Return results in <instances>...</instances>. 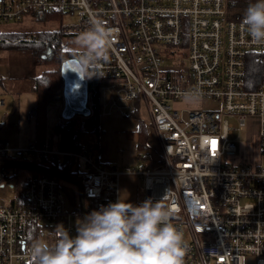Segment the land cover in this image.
Masks as SVG:
<instances>
[{"label":"built area","instance_id":"obj_1","mask_svg":"<svg viewBox=\"0 0 264 264\" xmlns=\"http://www.w3.org/2000/svg\"><path fill=\"white\" fill-rule=\"evenodd\" d=\"M244 12L226 0H0V22L75 14L60 31L78 34L103 19L116 39L93 76L101 81L100 116L144 108L158 153L156 163L119 167L85 144L64 152L48 139L16 146L0 138V157H75L80 196L97 210L119 198L121 176L134 175L145 199L163 198L175 213L188 245L185 264H264V44L245 30ZM0 40L48 42L28 31ZM193 89L212 105L174 106ZM250 119L257 132L247 150L238 149L230 136ZM23 195L24 204L12 205L14 179L0 184V264L28 263L35 236L72 235V214L81 212L80 200L70 207L51 174L28 178Z\"/></svg>","mask_w":264,"mask_h":264},{"label":"clouds","instance_id":"obj_2","mask_svg":"<svg viewBox=\"0 0 264 264\" xmlns=\"http://www.w3.org/2000/svg\"><path fill=\"white\" fill-rule=\"evenodd\" d=\"M243 25L252 40L264 44V0L247 5ZM115 39L116 33L101 18H93L77 34L71 60L84 78L100 75ZM200 96L193 89L185 100L196 103ZM162 201L147 198L134 205L121 195L79 220L75 236L65 229L55 241L46 234L35 238L30 260L32 264H185L184 232L173 222L169 204Z\"/></svg>","mask_w":264,"mask_h":264},{"label":"trees","instance_id":"obj_3","mask_svg":"<svg viewBox=\"0 0 264 264\" xmlns=\"http://www.w3.org/2000/svg\"><path fill=\"white\" fill-rule=\"evenodd\" d=\"M253 0H226L227 6L233 12L245 11L247 5ZM59 13H52L42 16L43 19L49 20L59 18ZM27 31H10L0 32V38L5 37L14 40L21 34ZM40 36L48 38L47 43L38 42H17L5 43L0 40V50L4 48H27L40 59L41 69L31 77L30 90L36 95L40 101H49L53 99H60L62 101V78L60 75V64L63 60L71 58L74 55L75 47L67 46L65 44V37L73 35V33L61 32L60 30H43L36 31ZM100 79L91 77L87 78L88 99L87 107L89 114L86 116L75 115L71 119L60 118L54 123L49 131L48 137L50 142L54 136H61L64 134L70 135L71 151L78 150L80 145H88L93 143L95 135L99 131V116H100ZM130 117L138 119V130L135 133L138 149H141L146 144L147 130L146 124L138 113L130 114ZM129 135L133 133L128 132ZM53 143L52 144H57ZM92 147V146H91ZM139 158L143 160L147 158V153H140ZM73 156H66L61 162L59 155H51L48 158L28 160L26 158L18 157H0V184L7 179H14L15 181V199L11 202L12 205L24 204L23 191L28 178L35 177L41 174H48L41 170V167H47L57 171L61 175L76 179V169L73 170V165L76 162ZM58 181L62 179L56 177ZM85 211L86 215L94 208H87L86 201ZM139 205V203H137ZM81 217V212L77 213ZM38 236L33 237V241ZM26 264H32L30 260Z\"/></svg>","mask_w":264,"mask_h":264},{"label":"rangeland","instance_id":"obj_4","mask_svg":"<svg viewBox=\"0 0 264 264\" xmlns=\"http://www.w3.org/2000/svg\"><path fill=\"white\" fill-rule=\"evenodd\" d=\"M77 17L75 14L73 15H62L60 14L59 18L53 19H43L42 17H38L35 14L25 15L19 21H10V22H0V32H10V31H28V32H36L43 30H60V27L65 23H74L76 22ZM77 34L67 35L65 37V44L67 46L74 47V40L76 39ZM5 38V37H1ZM2 41V40H1ZM5 42V41H3ZM8 43V42H5ZM41 69L40 59L35 56L31 50L27 48H4L0 50V89L3 91L7 87H11L12 89H17L20 91H27L28 87L31 85V77L37 73ZM23 95L25 92L22 93ZM208 105H212V102L209 100H199L196 103H188L186 100L174 103L175 107H188V108H205ZM1 109V106H0ZM24 106H21V112L24 111ZM15 115L11 116V119L16 118ZM21 122L25 123L24 119H26L24 112L21 114ZM50 127L54 124L51 120H49ZM19 127V128H18ZM7 125L6 127H2L0 125V137H6L11 141H16V145L25 146L26 139L30 138L29 135L31 132L24 131L26 126L24 125ZM257 121L250 119L248 121V127L244 130L236 131L233 135L230 136V139L238 146V149L247 150L246 148L251 145L252 134L257 132ZM18 129V130H17ZM119 139L117 144L114 146V155L117 160L112 161L110 164H114L112 166L120 165L121 163H127L136 165L139 162L138 154L147 153L150 156L156 154L157 143L151 140L152 143L145 144L144 147L138 149L136 135H127L125 132L119 133ZM10 135H16L15 137ZM154 138V136H153ZM58 139H62L59 135L54 136L52 138V142H58ZM21 141V142H20ZM120 148L122 152L119 154H115V150ZM263 160V159H262ZM151 162V161H150ZM263 162V161H262ZM81 166V163L76 160L73 165V170L77 169ZM121 186L119 189V197L121 195H125L127 197L128 202L135 205V203L141 204L145 200V192L141 187V183L133 180L131 178L120 177ZM128 182V185L124 187V184ZM60 186L64 196L69 201V206L73 207L80 198V188L77 184L61 180ZM82 219L78 217L77 214H72L71 217V225L74 228L72 236L76 235L77 223ZM59 229H62L59 226ZM255 259L247 256L246 262L251 263Z\"/></svg>","mask_w":264,"mask_h":264},{"label":"crops","instance_id":"obj_5","mask_svg":"<svg viewBox=\"0 0 264 264\" xmlns=\"http://www.w3.org/2000/svg\"><path fill=\"white\" fill-rule=\"evenodd\" d=\"M23 31V30H22ZM25 92L23 95L22 93ZM0 99L3 100V104L1 105L0 109V125L2 127H6L7 125L12 126L13 124L17 127L19 125L26 126L24 131L31 132L30 138L26 139V143L32 141L41 143L45 140H49L48 131L50 129L49 120L53 123H56L61 118V110L63 103L60 99H53L49 101H40L37 99L36 95L30 90V86L28 87L27 91H22L20 93L17 89H12L11 87L5 88L3 91L0 89ZM24 106V115L26 119H24L25 123L21 122V106ZM16 118L11 119V116L15 115ZM139 117L142 118L146 124L147 130V138H146V145L152 143V139L155 142L156 137L153 129L150 127V124L147 121V113L144 108L140 110L138 113ZM138 119L130 117V116H120L116 114H108V115H101L99 116V131L95 135L93 143L90 145L94 149V153L97 155L99 160L105 165H114L110 164L112 161H116L117 158L114 155L115 145L119 139L120 134L125 132L129 135L128 132L135 134L138 130ZM19 128V127H18ZM18 130V129H17ZM15 137L16 135H10ZM154 136V138H153ZM1 139L8 140L11 144L16 145L17 139L15 141H11L6 137H0ZM62 139H58L57 144H53L55 146H59L60 149L64 152L71 151L70 148V135L64 134L61 135ZM21 142V141H20ZM25 143V144H26ZM56 143V142H53ZM157 142H155L156 144ZM21 146V145H16ZM122 152L120 148L115 150V154H119ZM148 155V154H147ZM157 149L156 154L153 156L148 155V160L139 158V163H156L157 160ZM67 155H59L61 162L63 159L66 158ZM151 161V162H150ZM136 164V165H137ZM135 166L132 164L121 163L120 165L116 166ZM122 177L131 178L140 182V179L134 175H123ZM121 179V178H120ZM121 181V180H120ZM128 185V182L124 184V187ZM121 186V182L119 184V189ZM137 205V202L135 203Z\"/></svg>","mask_w":264,"mask_h":264},{"label":"water","instance_id":"obj_6","mask_svg":"<svg viewBox=\"0 0 264 264\" xmlns=\"http://www.w3.org/2000/svg\"><path fill=\"white\" fill-rule=\"evenodd\" d=\"M60 75L62 78V119H71L75 115L86 116L89 114L87 107L88 89L87 78H84L83 73H79L74 67L71 58L63 60L60 64ZM41 170L58 177L65 181H70L78 185L80 184L75 179L67 178L57 171L47 167H41ZM82 219L86 216L83 198L80 196Z\"/></svg>","mask_w":264,"mask_h":264},{"label":"snow or ice","instance_id":"obj_7","mask_svg":"<svg viewBox=\"0 0 264 264\" xmlns=\"http://www.w3.org/2000/svg\"><path fill=\"white\" fill-rule=\"evenodd\" d=\"M215 143V141H213V144Z\"/></svg>","mask_w":264,"mask_h":264}]
</instances>
